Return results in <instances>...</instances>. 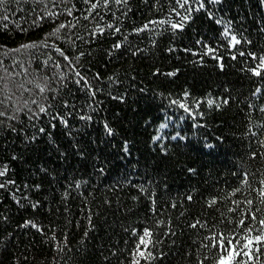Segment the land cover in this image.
Segmentation results:
<instances>
[{"label":"trees","instance_id":"obj_1","mask_svg":"<svg viewBox=\"0 0 264 264\" xmlns=\"http://www.w3.org/2000/svg\"><path fill=\"white\" fill-rule=\"evenodd\" d=\"M262 61L264 0H5L0 264H133L144 229L140 264H217L213 237L258 235Z\"/></svg>","mask_w":264,"mask_h":264},{"label":"snow or ice","instance_id":"obj_2","mask_svg":"<svg viewBox=\"0 0 264 264\" xmlns=\"http://www.w3.org/2000/svg\"><path fill=\"white\" fill-rule=\"evenodd\" d=\"M105 2H107V0H105ZM117 2H120V0H117ZM185 3H187V0H184ZM5 3V0H0V5H3ZM96 4H92L91 7L92 9L96 8ZM182 6V5H181ZM202 6V5H201ZM72 12L71 10H68V15H71ZM47 15H53V13L48 12ZM43 18V17H41ZM188 17H184V19H187ZM4 19H7V17H4ZM66 25L61 24L58 26V28L55 30L54 33H52L51 35H55L56 32H59L60 29L64 28ZM145 27H147V25H145ZM182 27V25L180 24H173L172 28L176 29V28H180ZM143 30V29H140ZM116 31H119V29H116ZM227 34V33H226ZM232 41L234 43H239L240 41H238L236 39L235 36L232 37ZM34 45L29 44V45H24L25 48H30L33 47ZM115 47H120L119 44H117ZM57 51H60L59 49H57ZM209 51H211V49H209ZM61 54H63L61 52ZM65 59H68L67 57H65ZM222 66V65H221ZM261 68H264V61L261 62L260 64ZM254 73L256 75H260V72L257 70H253ZM168 75H174V73H169ZM44 89H41V91H43ZM227 102V101H225ZM209 104H212V101L208 102ZM181 107H184V105H181ZM40 112H46L45 108H40ZM0 115H3V113H0ZM66 123V121H65ZM41 132L44 131V129H40ZM111 130L109 129V132ZM6 173V169L3 171H0V176L5 175ZM244 184H247V177L245 176L243 181ZM262 183H264V181H262ZM0 187H4L3 184H0ZM240 189L237 188L235 190V192H239ZM259 192V197H260V203L264 204V189H258L257 190ZM235 192L233 193V195L235 194ZM189 199H191V197H189ZM216 201L212 200L211 204H215ZM237 205L239 204V201L236 202ZM246 203L249 205V209H248V217L251 221H256L257 220V216L255 212L251 211V205L253 204L252 200H247ZM210 204V206H211ZM257 212L260 211L259 208L256 209ZM197 223H199V221H197ZM259 225L261 226V228L257 229L258 231V235L253 236L252 232H253V227L249 226L247 228H245V232L246 235L242 237L243 240H245V243L241 244L240 239H237L235 236H231V235H224L223 233L220 234L219 239L213 237L214 243H213V247H217L220 251H221V255L218 258L217 264H237V261L239 260V264H248L249 261L253 260V245H259L261 243H264V218H260L259 219ZM238 226L240 228H244L245 227V220L242 218L238 221ZM33 227H36V225H33ZM191 227H196V224H192ZM151 236H152V232L149 231L148 229H144L143 234L139 237V244L137 245V250L136 252L133 254L134 256H138L139 258H143L145 260H149L151 258H154L152 256L151 252L147 251V245L152 243L151 241ZM147 238V239H146ZM235 241V242H233ZM141 245L145 246V250H140ZM256 253L260 252V248L256 247L255 249ZM242 257H248V260H244ZM133 264H140V259H135L133 261Z\"/></svg>","mask_w":264,"mask_h":264},{"label":"rangeland","instance_id":"obj_3","mask_svg":"<svg viewBox=\"0 0 264 264\" xmlns=\"http://www.w3.org/2000/svg\"><path fill=\"white\" fill-rule=\"evenodd\" d=\"M181 104L184 105L183 109H184L187 113L193 115L194 117L197 116V106L192 105V104H189V103H187V102H185V101H183ZM169 122H170V119H169ZM167 124H168V123H164V124L162 125V128H166V127H167ZM160 138H161V133H160V135L157 136V139H160ZM146 239H147V238H146ZM136 250H137V248H136ZM136 250L134 251V253L136 252ZM140 250H142V251L145 250V246H144V245H141ZM135 259H140V260H141V258H139L138 256H134V255H133V261H134Z\"/></svg>","mask_w":264,"mask_h":264},{"label":"bare ground","instance_id":"obj_4","mask_svg":"<svg viewBox=\"0 0 264 264\" xmlns=\"http://www.w3.org/2000/svg\"><path fill=\"white\" fill-rule=\"evenodd\" d=\"M163 134V133H162Z\"/></svg>","mask_w":264,"mask_h":264}]
</instances>
